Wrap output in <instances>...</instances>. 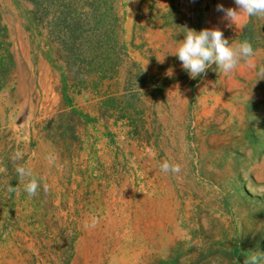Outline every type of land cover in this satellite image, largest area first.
Returning a JSON list of instances; mask_svg holds the SVG:
<instances>
[{"label":"rangeland","instance_id":"374dc122","mask_svg":"<svg viewBox=\"0 0 264 264\" xmlns=\"http://www.w3.org/2000/svg\"><path fill=\"white\" fill-rule=\"evenodd\" d=\"M218 4L0 0V264H264V16ZM204 28L254 55L191 78Z\"/></svg>","mask_w":264,"mask_h":264},{"label":"clouds","instance_id":"9594fccd","mask_svg":"<svg viewBox=\"0 0 264 264\" xmlns=\"http://www.w3.org/2000/svg\"><path fill=\"white\" fill-rule=\"evenodd\" d=\"M234 2L237 8H225L222 4L216 7V11L223 13L222 19L230 22L228 26H231V23L236 24L241 16H264V0H234ZM172 54L178 57L182 68L189 73L190 77L196 78L206 73V70L213 64L218 66L219 73L229 74L237 68L242 59L248 60L252 57L254 51L252 44L247 40L233 46L219 28H204L200 31L189 29L178 50ZM166 74L171 76L172 69H169ZM261 78H264V70H262ZM23 156V152L17 151L12 158L13 160L23 159ZM161 170L165 173L169 171L178 173L180 165L165 161L161 165ZM16 172L20 182L27 180L24 190L29 197L37 195L40 184L33 170L30 167L18 166ZM44 187L47 190V186ZM95 224L96 221L93 220L91 226L94 227ZM256 259L253 256L250 260H245L244 264H255Z\"/></svg>","mask_w":264,"mask_h":264}]
</instances>
